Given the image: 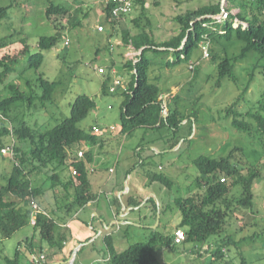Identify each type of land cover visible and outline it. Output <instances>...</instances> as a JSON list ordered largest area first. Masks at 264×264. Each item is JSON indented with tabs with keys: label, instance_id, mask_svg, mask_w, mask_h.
Here are the masks:
<instances>
[{
	"label": "rangeland",
	"instance_id": "1",
	"mask_svg": "<svg viewBox=\"0 0 264 264\" xmlns=\"http://www.w3.org/2000/svg\"><path fill=\"white\" fill-rule=\"evenodd\" d=\"M52 1L70 8L67 14L58 15L59 20L56 24L59 31L53 21H49L46 17L48 0H0V6H10L7 15L0 17V37L13 34L14 30L21 31L20 34H14L16 41L13 44L0 48V57L19 55L23 47L20 41L21 35L27 37L29 44V52L20 56L13 64L12 72L0 80V99L13 94L7 87L10 83L17 84L21 91L20 98L9 110L7 117L0 120V128H11L20 120H24L35 131L50 129L70 115L71 104L78 95L86 94L92 97L96 106L85 119L79 122V126L86 131L93 132V127L96 126L101 128L96 135L99 141H103L100 147L103 154L102 161L99 167L92 171L98 176L111 177L108 187L104 188L106 191L112 189V184L117 179L121 182L126 181L127 172L131 174L134 171H136V177L147 186L160 187L158 194L160 201L155 197L147 203L153 207L160 206L161 211L157 212V218L152 227L160 219V225L157 228L164 235L173 236V228L178 229L181 221L180 210L175 205L174 198L197 195L204 189L199 188L197 183L200 174L194 164L196 158L226 156L235 146L242 147L243 160L259 166L264 175V133L258 129L255 119L247 117L246 120L250 121V130L241 132L232 125V115L226 114V108L232 104L235 110L242 113L253 110L264 97L263 55L252 51L244 58H235L240 54L244 44L235 36L230 40L215 36L216 38H213L211 42L212 56L210 54V57L201 59V50L195 48L189 61H182L174 66L166 65L168 54L148 51L147 57L153 59L150 81L157 83L163 93L171 89L176 91L175 97L170 94L169 97H165V100L168 108L178 109L185 120L182 121L176 133V146H171L169 140L173 139L175 132L167 125L140 127L125 136L121 132L120 116L125 99L124 91L126 86L129 87L127 82L131 75L125 67V62L128 60L125 55L127 48L124 43H117L118 39L122 42L121 25L124 24H120L116 29L120 35H111V25L104 17L100 18L97 14L98 10L102 11V0ZM148 1L151 2L150 8L147 9L148 15L160 12L171 17V11H175L174 0ZM176 1L179 2L177 12H186V8L193 10L218 0ZM230 2L235 3L236 0H230ZM139 15V11L133 9L127 19L130 21L131 17ZM173 24V28L176 29V23ZM99 25H103L104 29L99 30ZM141 25L146 26V20H141ZM134 28L138 31L139 27L134 26ZM169 29V24L166 25L165 30L157 29L155 26L144 27V30L151 35L154 34L155 40L166 37ZM56 32L60 33V38L53 48L43 51L42 65L38 69L28 68L29 54L39 51V37L54 35ZM67 39L69 43L65 44ZM199 59L201 60L197 70L191 69L190 62H196ZM224 59H230L237 82L228 75L219 78L218 64ZM97 67H104V73H99ZM3 68L4 66H0V73ZM112 68L116 71L115 75L124 80L125 83L123 82L122 85L126 84V86L116 85V92H109L108 89L103 91L104 82H107L108 87L114 84ZM40 76L55 82L51 99H42L43 87L39 80ZM109 125H115L116 130L108 133L110 131L106 129V126ZM10 143L9 134L0 137V144L3 146ZM15 143L20 149L19 153H25L30 148L28 140H21L17 136H15ZM76 147L75 144L68 148V151H76ZM14 161L18 163L17 159L0 154L1 183H5L10 175ZM68 163V161L63 164L51 162L41 171L32 172L30 175L42 177L40 180L33 177L32 180L34 179L38 186L47 189L51 187L50 182L54 180L48 178L45 173L50 176L56 172L62 176V179L69 178L72 170ZM139 164L142 166L140 167ZM128 166L131 169L126 172ZM23 167L30 168L28 165ZM154 173H161L170 178L173 182L172 188L167 189L158 182L150 184V175ZM55 183L57 184L56 181ZM58 188L60 195L56 193V203L63 208L68 203L69 195L63 194L65 190L62 187ZM73 189L71 187L68 193L72 194ZM253 191L255 207L242 208L228 215L224 220L225 231L223 230L220 235L212 236L207 242L184 241L176 247L157 243L153 248L156 256L163 264H208L211 256L208 252L210 243L212 248H215L216 240L224 239L226 235L237 243L228 242L223 245L224 259L231 260L235 264H264V176L259 179ZM47 192L50 195L54 194V187L47 189ZM230 195L239 197L241 188L235 186ZM168 203H170L169 209L162 211ZM103 204L107 206L105 199L101 200V205ZM58 215L59 213L53 214L54 217ZM128 227H130V234L125 238L126 245L125 243L121 245L123 249L129 244L150 238L151 229L145 236L147 229L133 228L131 225ZM122 232L124 233V229ZM5 234L7 233L1 227L0 264H7L6 257L14 259L18 249L19 261L21 264L27 263V260H31V248L38 253L39 246L44 241L40 232L29 224L13 234L1 237ZM253 234H256L255 237L250 238ZM24 236L34 237V241L21 242ZM120 236L121 234H115L116 242ZM118 245L120 246L119 243ZM243 257L245 263H242ZM81 263L82 261L78 258L73 262V264ZM86 263L90 262L86 261Z\"/></svg>",
	"mask_w": 264,
	"mask_h": 264
},
{
	"label": "trees",
	"instance_id": "2",
	"mask_svg": "<svg viewBox=\"0 0 264 264\" xmlns=\"http://www.w3.org/2000/svg\"><path fill=\"white\" fill-rule=\"evenodd\" d=\"M138 3H142L144 8L142 0H138ZM9 7L0 6V17L7 15ZM225 8L230 13L229 17L222 22L214 21L212 17V15L218 14L222 10L221 3L207 4L176 15L173 19L178 31L162 41L155 40L150 32L144 30V27L140 28V24H138L140 29L138 28L139 31L136 34H132L130 28H124L125 25H121L122 42L125 44L131 43L136 50H141L136 56V61H134L135 59H128L125 62V67L128 68L131 76L128 81L129 87L124 91L125 99L120 116L123 132L129 134L140 127L167 125L175 132L173 139L169 140L171 146H175L176 133L179 131L182 121L185 120L178 109H169L166 116L163 114L162 100L160 99L163 93L157 83L150 81V69L153 65V59L147 57L146 53L148 51L168 54L169 58L166 65L174 66L182 61H189L194 49H200L203 35L208 34L210 39L209 54H211V42L213 38H216L215 36L224 37L226 40H230L235 36L244 43L240 54L235 58H244L252 51L264 56V0H236L233 7L239 9L236 12L229 7ZM69 9V6L55 4L52 0H48L46 17L49 21H53L58 31L59 27L56 24V21L59 20L58 15L67 14ZM104 14V18L112 27L118 25L119 22L111 18L109 6L105 5ZM236 19L241 22L237 26L234 25ZM204 23L208 25L206 26ZM243 23L246 25L244 26ZM20 33L21 31L16 32L14 30L13 34L0 37V48L13 44L16 41L14 40V34ZM59 38V32L54 35L40 36L38 39L39 51L29 54L28 68L38 69L44 60L43 51L53 48ZM20 41L23 47L17 57L9 55L0 57V66H4L0 73V80L3 79V76H7L12 72L13 64L20 56L29 52L27 37L21 35ZM195 70H197V66ZM218 74L219 78L228 75L234 82H237L230 59L219 62ZM39 80L43 87L42 99H51L55 82H50L42 76L39 77ZM7 87L13 94L0 99V120L7 117V113L21 96L20 87L17 84L10 83ZM107 89L109 91L107 82H104L102 90L106 91ZM95 106L96 103L92 97L81 94L71 104L70 115L50 129L35 131L24 120H20L17 125H13L11 128H0V137L9 134L11 142L12 139L15 141V136L30 142V148L25 153H19L20 149L17 148L15 143L14 155L10 158L17 159L18 163L17 161L13 162L11 173L6 178L5 183L0 182V228L2 227L7 233L4 236L10 235L30 221V209L25 210L19 205L22 201H28L31 195L36 196L39 194L40 189L32 185L30 174L41 171L51 162L63 164L68 161V148L73 145L82 141H96V133L86 131L79 126V122L85 119ZM262 108L264 109V97L253 110L242 113L235 110L234 104H232L226 108V114L227 116L232 115V125L239 131L248 132L250 130V121L246 120L247 117L255 119L258 129L264 133V110ZM7 145L9 144L4 146L0 144V154L1 149ZM243 159L244 149L235 146L226 156L215 158L200 156L194 160V164L202 178L198 177L197 183L199 188H204L203 191L197 195L174 198V203L181 214L179 228H183L186 232L184 241L207 242L212 236L222 233L224 220L228 215H232L242 208L255 207L253 190L258 185L259 179L264 175L259 166L248 163ZM91 160L92 155L86 153V158L81 157V159H78V155H75L68 163L72 168V174L66 183L75 186V205L77 206L84 205L96 196L90 190L87 164ZM26 165L30 168L23 167ZM73 170H76V174L73 173ZM57 175L56 172L51 175L54 180L52 182L54 187L56 186L55 177ZM222 176L227 177L226 181L220 180ZM153 182H158L167 189H171L173 186L172 180L161 173L150 175L149 183L152 184ZM235 186L241 188V195L237 198L230 195L232 188ZM129 201L131 204H140L132 197ZM169 207L170 203L166 204L163 210L169 209ZM153 210L157 212L156 205ZM56 225L53 217L39 213L36 216L34 227L39 230L42 240L49 242L55 240L61 245L66 238V234L61 233L56 239ZM255 235H251L250 238H254ZM216 241L217 247L215 248H212L213 246L210 243L208 252L211 253V256L208 264H235L231 260L224 259L223 245L228 242L237 243V241H233L230 236L226 235L224 239ZM105 243L109 256L108 260L111 264H163L156 256L153 250L154 246L157 243L172 247L178 245L173 242L172 235H164L159 231H155L148 240L130 244L120 252L115 249L111 235L105 237ZM19 255L18 249L14 259L6 257L7 264H20ZM245 262L243 257L242 263Z\"/></svg>",
	"mask_w": 264,
	"mask_h": 264
},
{
	"label": "crops",
	"instance_id": "3",
	"mask_svg": "<svg viewBox=\"0 0 264 264\" xmlns=\"http://www.w3.org/2000/svg\"><path fill=\"white\" fill-rule=\"evenodd\" d=\"M142 2L144 4V8L142 6V3L140 4L138 3L134 8L139 11L140 15L131 17L130 21L127 19V17H125L122 21L118 23L117 26L115 27L111 26V35L113 34L120 35L119 31H116V29L119 27L121 23L125 25L124 28H130L132 30V34L138 33L141 27L152 28L155 26L157 29L165 30L166 25L169 24L170 25V29L168 30L169 34H167L166 37L161 38V40H157V41L168 39L178 31L177 26L176 29L173 28L174 26L173 18L178 14L185 13L181 11L177 12V9H179V2L174 0L173 9L175 11H171L172 14L171 17L160 12H154L151 13V15H148L147 9L150 8L151 2L148 0H142ZM214 3H221L222 8L229 7L231 8L232 11L239 10L238 8H233L235 6V3L230 2V0H218L215 1ZM102 4H103L102 11L98 10L99 12L97 13L100 18L105 17L104 14L105 0H102ZM186 9H187L186 11L189 10V8ZM138 17H140V21ZM155 19H157V21ZM141 20L142 21L146 20V26L141 25ZM137 22H139L141 26L138 29V31H135L134 26L136 27L138 26ZM152 36L155 39L154 34H152ZM117 43L120 44L123 42H121L118 39ZM124 45L127 48L125 55L128 57V59H135L136 56L140 53V50H136L131 43L130 44L124 43ZM125 86L126 84H124V87ZM170 94L173 97L177 95L176 91H174L173 89L167 91L166 93H163L162 95L169 97ZM169 108L172 109L171 107ZM121 132L125 136L128 135V133L122 131V128H121ZM102 143L103 141H99L98 138L96 139V141L93 142L82 141L76 144L77 146L76 151L69 152L68 162H71V160L74 158L75 155H77L79 150H84L85 152V155L82 158H86V153L92 155V160L87 164V167L89 169L90 190L96 196L94 199L85 203L82 206L75 205V189H73L72 194L71 192L68 193L71 187L73 188L75 187V186H70L68 185V183H66L71 178L70 176L72 173L69 174V178L65 177V179H62V176L58 174L57 177H55L57 181L55 187L53 186V183L50 182L51 187L49 186V188L47 189H50L53 186L55 195L54 194L50 195V193L47 192L46 187L38 186L34 182V179L32 180L33 177L38 180H40L42 177L37 178L36 176H32V175L30 176L32 185L35 188L40 189L39 194L35 196L36 201L49 216L54 218V221L57 224L55 231L56 239L57 237L60 236L61 233H65L66 238L63 240L61 245H59L58 241L55 240L51 242L44 240L39 246L40 247L39 252L37 253V251H35L34 249L32 250L31 248L30 250L31 260H27V263H22V264H33L34 259L40 253L46 254L47 256L46 264H68L70 259H73L74 262V260H76L77 258L82 261L81 264H87L86 261H89L90 262L89 264H111L110 260H108L107 246L105 243V237L107 235H111L113 237L115 249L120 252L123 249L121 245L123 243H125L124 245H126L125 238L130 234V227H128V225H131L133 228L147 229V233L145 236H147V234L149 233V229H151L152 234H154L155 231H158L157 227H159L160 225V219L159 222L155 224V226L152 227V225L154 223V220H156L157 218V212L161 211L160 206L157 207V212H154L153 206H150L147 202L148 200L150 201L155 197L157 200L160 201V199L158 198L160 187L157 188L153 186L152 187L147 186L143 181H141L136 177L135 174L136 171H134V169H133L134 172L131 174L127 172L129 169H131L128 166L126 168V172H127L125 177V179L127 178L126 181L121 182L119 179H117L116 182L112 184V189L106 191L104 188L108 187L111 177L98 176L94 174V171H92L94 169H97L101 164L102 161L101 158L103 154L100 147ZM154 150L157 149L154 148ZM78 159L81 158L78 157ZM141 164H139L140 167L142 166ZM54 173H52V175ZM45 175L48 178H51V175L48 176L46 173ZM145 186H147V188ZM58 187H62L65 190L63 194L69 195L68 203L63 208L58 206L56 203V193L60 195V189ZM148 194L149 196H147ZM131 197L132 199H135L136 201L140 202V204L138 205L131 204L129 201ZM102 199H105L107 206L104 204L101 205ZM19 205L25 210L30 209V213H31L30 221L27 224L32 225L34 227L36 221V215H33V209L29 203V200L28 202L22 201ZM59 207L60 209H58ZM54 213H59V215L57 217H54L53 216ZM19 229L15 230L13 233L18 231ZM123 229H124V233L122 232ZM175 230L176 228L174 227L173 235L175 233ZM151 233L149 234V237L152 235ZM115 234H121L119 240L117 238L118 240L117 242L115 241V237H114ZM1 237H5V236L3 235ZM30 241L33 242L34 237L24 236L21 239V242L28 243ZM118 243L120 244V246L118 245ZM127 243H129V241Z\"/></svg>",
	"mask_w": 264,
	"mask_h": 264
},
{
	"label": "built area",
	"instance_id": "4",
	"mask_svg": "<svg viewBox=\"0 0 264 264\" xmlns=\"http://www.w3.org/2000/svg\"><path fill=\"white\" fill-rule=\"evenodd\" d=\"M137 1L138 0H105V5L110 7L111 18L114 21L116 20L117 22H120L125 17L130 15L132 10L137 5ZM234 12H236V11H234ZM229 13H230V11L227 8L224 7V8H222V10L218 14L212 15V17H213L214 21L222 22V21H224L225 19H227L229 17ZM240 23L241 22L238 19H236L235 22H234V25L237 26ZM204 25L207 26L208 24L204 23ZM243 25L245 26L246 24L243 23ZM98 28H99V30H103L104 26L103 25H99ZM68 43H69V40L67 39L65 41V44H68ZM209 45H210L209 36H208V34H204L203 35V40L200 42V50H201V53H202L201 59L210 57ZM201 59H199V61H196V62L191 61L190 64H189V67L191 69H195V67L199 64ZM134 61H136V58H135ZM97 69H98L99 73H104V71H105L104 67H97ZM112 73L114 74V81H113L114 84L109 87V91L110 92H115L116 91V85H119L121 87H124V86L122 85L123 80L115 75L116 71L112 70ZM126 89H128V88L126 87L125 90ZM165 97H167V96H164V95L160 96V99L162 100L163 114L166 116L167 113H168V107H167V103H166ZM106 129L108 131H110V132H114L116 130V126L115 125H109V126H106ZM100 131H101L100 127H98V126L93 127V132L94 133H98ZM14 147H15V141H14V139H12V142L9 145H7V146H5V147H3L1 149V154L13 157V155H14ZM77 155L80 158L84 157V155H85L84 150H79ZM73 173L76 174V170H73ZM226 179H227V177H225V176H222L220 178L221 181H226ZM29 203H30V205H31V207L33 209V215L37 216V214L42 213L44 215L49 216L40 207V205L36 201L34 195L30 196ZM185 238H186V232H185V230L183 228H178V229L175 230V233L173 235V242L175 244L183 243ZM108 259H109V256H108ZM46 261H47L46 254L45 253H40L34 259L33 264H46ZM68 264H73V259H70Z\"/></svg>",
	"mask_w": 264,
	"mask_h": 264
},
{
	"label": "water",
	"instance_id": "5",
	"mask_svg": "<svg viewBox=\"0 0 264 264\" xmlns=\"http://www.w3.org/2000/svg\"><path fill=\"white\" fill-rule=\"evenodd\" d=\"M140 52H141V50H140Z\"/></svg>",
	"mask_w": 264,
	"mask_h": 264
}]
</instances>
